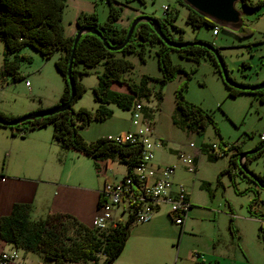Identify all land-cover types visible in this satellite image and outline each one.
I'll use <instances>...</instances> for the list:
<instances>
[{
	"label": "rangeland",
	"instance_id": "rangeland-1",
	"mask_svg": "<svg viewBox=\"0 0 264 264\" xmlns=\"http://www.w3.org/2000/svg\"><path fill=\"white\" fill-rule=\"evenodd\" d=\"M112 6L118 10V17L113 22L114 28L118 30L126 29L141 14L163 19L165 15L162 6H168L171 21L167 28L173 38L180 36L185 42L203 41L212 44L228 76L237 83L255 86L261 83L253 82L264 80V5L253 11L242 8L240 4L235 5L241 12L243 25L251 31L244 37H238L236 30L230 28L227 31H214L206 26L192 28L185 22L187 8L177 0H112ZM81 15H93L98 24L104 23L108 16L106 0H66L62 15L65 36L75 35L76 20ZM158 48L157 43L145 44L143 61L139 47L134 52L117 53V57L128 60L132 65L123 77L135 83L139 82L142 75L160 78L161 71L156 59ZM58 56L57 52L46 60L32 49L19 51V73L23 78L16 82H12L10 76L4 81L0 78V113L8 117H20L39 104L50 106L57 103L64 89V80L54 66ZM169 57L172 64L190 74L183 92L185 100L211 112L218 132H215L211 124L201 133L186 132L172 124L174 91L183 83L185 75L181 74L163 85L160 100L155 97V92L159 90L158 84H149L151 96L139 102L149 116L154 137L163 143L154 149L152 163L177 165L174 182L182 185L189 193L192 210L185 219L187 224L181 234L179 227L167 216L169 207L154 214L149 223L132 224L119 261L130 264H190L193 253L207 256L214 252L221 264H264V232L259 229V216L264 212L261 204V201L264 202V189L255 188L238 170L235 184L239 192L228 174L219 177L227 168L228 158L233 152L228 150L222 155L224 149L235 145L241 152L251 151L261 141L260 135L264 132V102L250 93L228 96V90L206 54L198 62L182 58L174 51L169 53ZM13 58L14 55L9 56V59ZM3 59V43L0 41V69ZM78 69H82V66L79 65ZM102 69V63H99L81 76L80 81L86 91L71 106L74 110H95L92 89L97 86ZM111 89L120 93L127 92V88L120 84H112ZM108 107L112 110L110 118L103 122H92L80 132L85 142H94L102 135L115 136L127 129L133 130L131 109L125 111L115 105ZM202 144L208 148L215 145L219 157L209 161L207 154L200 152L196 158L195 173L183 170L174 151L182 149L191 153L192 149L200 150ZM55 145L51 126L35 129L24 136L18 132L12 136L8 128L0 127V175L34 181L41 178L66 186L63 190L40 186L45 191L49 205L34 209L31 218L45 217L51 210L52 200L64 198L61 205L66 210L80 212L82 222L91 227L97 214L98 193L95 196L93 191L102 190L104 179H107V183L120 179L126 173V166L118 160L109 161L112 170H105L103 164L98 163L96 167L92 159L73 150L58 153ZM208 152L213 153L214 150ZM250 156L247 169L264 177V150ZM203 181L210 184L209 192L200 188ZM249 186L253 189L247 190ZM254 188L258 192L257 198ZM254 199H257L252 207L255 214L249 210ZM125 219V216L121 217V221ZM230 220L232 228L229 226ZM2 246L6 250L11 248L7 244ZM18 253L27 264H44L38 254L25 253L20 249Z\"/></svg>",
	"mask_w": 264,
	"mask_h": 264
},
{
	"label": "trees",
	"instance_id": "trees-1",
	"mask_svg": "<svg viewBox=\"0 0 264 264\" xmlns=\"http://www.w3.org/2000/svg\"><path fill=\"white\" fill-rule=\"evenodd\" d=\"M65 1L0 0V41L3 43L4 53L0 78L4 81L7 76H10L12 82L23 78L19 73L17 53L24 48L38 52L46 60L58 52L59 56L55 60L54 66L64 80V89L58 102L51 108L67 102L70 95L67 68L74 36L68 37L64 34L62 15ZM106 2L108 5V16L104 23L98 24L93 15H81L77 18L76 25L77 28L93 26L110 44L117 45L124 40L129 26L120 30L114 28L113 22L118 17V10L112 6V0H106ZM177 2L187 8L185 22L192 28L198 29L202 26L213 28L216 25L212 20L183 4L181 0H177ZM237 4H240L246 10L253 11L264 5V0L256 2L240 0ZM153 19L159 24L162 33L170 41L178 44L186 43L181 40L180 36L175 39L169 33L167 28V24L171 21L169 11L163 19ZM219 29L227 31V28L220 26ZM235 33L238 37H244L248 36L251 31L242 23ZM147 43H157L159 46L156 51V59L158 68L161 71V77L154 79L147 75H142L139 82H130L123 75L132 65L128 60L117 57L116 54L134 52L139 47V55L143 61L144 45ZM205 43L213 46L208 42ZM171 51L176 52L182 58L191 59L194 62H198L199 58L206 54L212 60L217 73L228 90V96L236 97L239 94L250 93L258 96L259 100L264 102V88L250 92L241 91L227 85L222 79L220 68L214 55L207 49L195 45L179 49L169 47L160 41L149 24L141 22L135 26L130 40L119 51L106 49L102 41L93 34L86 33L81 35L75 46L72 58L70 80L74 88V97L67 110L25 121L15 126L0 124V127L8 128L12 136L16 132L20 136H24L27 132L35 129L51 126L52 138L60 148L63 150H74L91 158L94 161V166L98 167L99 161L118 160V162L131 167L138 163L139 148L129 144H117L113 140L108 139V137H101L94 142L87 143L81 137L80 132L92 122H103L110 118L112 110L108 107L109 105H115L117 108L126 111L131 109L134 102L148 99L151 96L149 87L151 82L158 84L159 90L155 92V97L160 100L162 98L160 90L162 86L183 74L185 75V80L174 91L175 110L171 116L172 124L186 132L195 133H201L208 124H211L215 132H218L211 112L205 111L185 100L183 92L186 89L190 74L180 66L172 64L169 57ZM10 55H14V58L9 59ZM99 63H102L103 69L98 75L97 86L92 89V97L96 103L95 110L89 111L84 108L74 110L71 106L86 91L85 86L80 81L81 76L87 74L88 69L95 67ZM222 64L227 78L232 83L248 85L237 83L231 79L227 74L223 61ZM79 65L82 66V69H78ZM112 84L124 85L127 88V92L113 91L111 89ZM45 110L39 109L33 113ZM16 118L18 117H8L0 113V119L5 122ZM263 144L264 138L261 139L256 148ZM209 150H213L211 146L208 148L204 144L201 145L200 152L206 153L209 161H214L219 157L218 151L214 150L213 153H209ZM228 150L233 152L228 158L227 168L219 174V177L224 173L228 174L237 192L239 190L235 184L236 170L249 183H252L255 188L264 186V177L247 169L246 164L251 156L248 155L243 159L245 173L238 167V156L242 153L241 150L235 145H230L222 151V155L226 154ZM263 150L264 146L255 154H259ZM125 156H130L128 161L124 160ZM200 188L209 192L210 184L203 181L200 184ZM248 189L253 188L249 186ZM254 192L257 198L258 192L256 189ZM256 202L257 199H254L249 205L250 212L254 214L252 207ZM261 204L264 206L262 201ZM31 213V204L14 203L7 215H0V240L25 253L38 254L43 259L44 264H112L122 252L131 227V223L128 222L118 225L116 228L100 231L83 225L75 217L68 214L49 213L43 218L32 219ZM259 217L263 220L259 227L262 232L264 228V212Z\"/></svg>",
	"mask_w": 264,
	"mask_h": 264
},
{
	"label": "built area",
	"instance_id": "built-area-1",
	"mask_svg": "<svg viewBox=\"0 0 264 264\" xmlns=\"http://www.w3.org/2000/svg\"><path fill=\"white\" fill-rule=\"evenodd\" d=\"M162 11L165 15L169 7L162 6ZM213 30L218 31L219 25L216 24ZM25 84L28 85V82L25 81ZM131 125L134 127L133 130L107 137L117 144H129L139 148L138 163L131 167L125 165L126 173L120 179L112 183H104L98 195L97 214L91 227L102 231L128 222L146 223L164 204L169 207L168 215L172 222L181 227L191 206L188 193L182 185L173 181L177 165L152 163L154 149L161 147L163 143L154 137L149 116L144 113L139 101L134 102L131 107ZM260 138H264V132ZM211 148L216 149L213 144ZM129 158L130 156H125L124 160L128 161ZM177 158L187 172H195L194 155L178 151ZM122 216L126 217L124 221H121ZM203 261L204 255L199 253H193L190 257V264H201ZM0 264L27 263L19 255L18 249L11 247L6 250L0 246Z\"/></svg>",
	"mask_w": 264,
	"mask_h": 264
},
{
	"label": "water",
	"instance_id": "water-1",
	"mask_svg": "<svg viewBox=\"0 0 264 264\" xmlns=\"http://www.w3.org/2000/svg\"><path fill=\"white\" fill-rule=\"evenodd\" d=\"M181 1L183 2V4H185L189 8L196 11L198 14H200L204 17H207L208 19L212 20L214 23H216L217 25H219L222 28H230L232 30H238L242 25L241 12L235 7V5L237 3H239L240 0H181ZM141 22L149 24L150 27L152 28V31L158 36L160 41L169 47L179 49V48H184V47L195 45V46H200V47L207 49L209 52H211L214 55V57L217 61V64L219 65L222 79L227 85L234 87V88L241 90V91H250V92L257 91V90L264 88V82L259 84V85H255V86L238 85V84L232 83L227 78L225 70H224V66L222 64V60L218 54V51L213 46H211L205 42H201V41L186 42V43H179V44L174 43L165 37V35L162 33V31L160 29L159 24L152 17L141 15V16L135 18L130 23L124 40L117 45L110 44L106 40V38L104 36H102L100 34V32L93 26H86V27H82V28H77V31L74 35L73 46H72L71 54L69 57L68 68H67V81H68L69 90H70V95H69L68 101L60 104L57 107L49 108V109H46L45 111H42V112L25 114V115L20 116V117L14 119L12 121L5 122V121L0 119V124L5 125V126H15V125L21 124L25 121H31L35 118H40L43 116H49V115H52L54 113L67 110L70 107V102L72 101V99L74 97V88H73V84L70 80V70L72 67V58H73L75 46H76L78 40L80 39L81 35L86 34V33L93 34V35L97 36L102 41V44L106 49H108L110 51H119L130 40V38L134 32L135 26ZM263 146H264V144L257 147L254 150L242 152L239 154V156H238V167L241 171L246 173V171L244 170V166H243V159L246 158V156H248L250 154L256 153ZM259 187L261 189H264V186H259Z\"/></svg>",
	"mask_w": 264,
	"mask_h": 264
},
{
	"label": "crops",
	"instance_id": "crops-1",
	"mask_svg": "<svg viewBox=\"0 0 264 264\" xmlns=\"http://www.w3.org/2000/svg\"><path fill=\"white\" fill-rule=\"evenodd\" d=\"M141 15H143V14H141ZM139 16L140 15H138V17ZM263 81L253 82L252 84H258V83H261ZM55 104H56V102L54 104L50 105V106H43V105L39 104V106H37L35 108H31V110H29L28 113L36 112L39 109H49V108L53 107ZM126 131H129V129L125 130L123 133H125ZM119 134H122V132L119 133ZM119 134L117 133L116 135H119ZM107 136H112V134H107L105 137H107ZM100 137H104V136L102 135V136H99V138ZM88 141H90V140H88ZM53 142H54V144H56L55 148L58 151V153H62L63 151H70V150H63L62 148H60V146L54 140H53ZM178 151H184V150H182V149L176 150V151H174V154H175V157L177 159V162H178L179 166H181V168L183 170H185L184 166L178 161V158H177V152ZM76 153L80 154L78 152H76ZM198 153H200V150L194 151L193 149H192L191 153H188V154H192V155L195 156V163H196V158H197ZM80 155H82V154H80ZM109 161H115V160L99 161L98 163L103 164L105 170L111 171L112 169H110V167H109ZM93 165H94V161H93ZM154 165H157V164H154ZM173 181H174V177H173ZM105 182H107V179H104L103 185H104ZM40 186H46V187H43V188H59L61 190H63L66 187V186H64L62 184L47 182V180H43L41 178H38V180L34 181V180L27 179V178L21 179V178L9 177V176H6L4 174L0 175V215L1 216L7 215L10 212V209H11V207H12V205L14 203H29V204L32 205V212H33L34 209H37V207H42V206L45 207V206L49 205V202L47 201V199L45 197V191ZM39 188H40V190H39ZM93 192L95 193V196H96L97 193L99 195L100 191L99 190H94ZM63 201H64V198L60 199V200H57V198L56 199L54 198L52 200V202H51V206H50L51 210H50V212H48V214L49 213L68 214V215H71V216L75 217L83 225H85L87 227H90V226L86 225L84 222H82V219H83L82 217L83 216L81 215L80 212L66 210V208L61 205V204H63V203H61ZM188 201H189V203L191 205L189 193H188ZM97 202H98V196H97V201H96V210H97V207H98ZM164 207H168V206L165 205V204L162 205L155 214L159 213L162 210V208H164ZM191 210H192V205L190 206V209L187 212V216L189 215ZM167 216H169V215L167 214ZM151 219L148 222H146V223H149L151 221ZM170 221L172 222L171 218H170ZM186 224H185V221H184V224L181 227H179V234L184 232V229H185L184 227H185ZM229 226H230V228H232L231 220H230V225ZM2 245H3V243L0 242V246H2ZM124 246H125V244H124ZM119 257H120V255L116 258V260L112 264H130L129 262H125V261L121 262V261H119ZM201 264H221V262L218 259V256H216L215 253L212 252L211 255L204 256V261Z\"/></svg>",
	"mask_w": 264,
	"mask_h": 264
}]
</instances>
